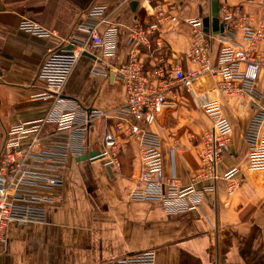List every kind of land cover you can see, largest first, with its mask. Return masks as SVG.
I'll return each mask as SVG.
<instances>
[{"label":"crops","instance_id":"crops-1","mask_svg":"<svg viewBox=\"0 0 264 264\" xmlns=\"http://www.w3.org/2000/svg\"><path fill=\"white\" fill-rule=\"evenodd\" d=\"M0 0V138L4 144L7 129L36 119L52 107L40 101L44 84L38 79L49 52L73 32L77 23L94 5L108 6L107 23L119 29L114 57L103 58L88 48L79 59L63 88L66 99L77 101L87 110L96 109L106 117L126 104L124 84L111 74L104 78L92 73L99 67L112 72L129 57L130 30L136 24L161 21L152 39L153 51H167L169 61L185 71L201 66L187 58L194 27L189 20L203 21L211 15V0ZM241 10L258 28L264 21L263 0H219L222 10ZM28 20L50 32L40 38L23 32L20 24ZM204 32V29L201 28ZM211 66L217 63L224 45L247 46L242 28L234 37L211 32ZM146 65H153L151 52L141 48ZM264 53V41L256 54ZM219 78L210 73L198 78L191 90L179 88L178 101L167 106L153 129L163 138L164 173L177 177L182 187L194 184L200 171L202 138L212 122L202 109L210 100H219L224 116L232 124L231 150L218 165L217 196L205 197L199 210L169 214L160 202H136L129 198L142 163L139 145L130 143L115 129L116 120L101 117L89 130L91 154L104 148V135L110 132L121 146V172L113 174L102 162L94 164L71 158L63 172L64 184L56 188L54 201L46 206V222L8 228V243L0 246V264H105L124 256L154 250L156 264H264V174L248 170L245 133L255 108L250 99L230 98L218 90ZM258 90L264 91V68ZM134 123L138 122L132 120ZM47 130L52 133L54 126ZM177 152L171 151L172 141ZM48 142V141H47ZM236 169L230 178L225 174ZM207 181H204L205 183ZM231 182L239 183L232 194Z\"/></svg>","mask_w":264,"mask_h":264},{"label":"built area","instance_id":"built-area-1","mask_svg":"<svg viewBox=\"0 0 264 264\" xmlns=\"http://www.w3.org/2000/svg\"><path fill=\"white\" fill-rule=\"evenodd\" d=\"M264 6V0H263ZM241 10H222L220 22L222 36L234 37L235 29L242 28L247 46L224 45L211 66L212 37L201 31L203 21L189 20L194 27L192 43L187 58L200 64L194 71H185L169 61L167 51H153L152 39L159 32L161 21L153 24H136L130 30L131 51L127 62L115 71L95 67L92 73L104 78L111 74L121 81L126 89V104L115 110L109 118L96 109L87 110L77 101L66 99L63 88L74 71L80 57L88 48L99 50L103 58L114 57L118 49L119 29L106 24L108 6L97 4L91 7L75 26L72 34L49 52L41 65L38 79L44 84L40 101H51L53 107L44 115L20 122L7 129L0 152V246L8 243V228L12 224L26 227L46 222V206L54 201L52 192L64 184L63 172L71 158L88 156L89 163L102 162L113 174L121 172V146L117 137L106 132L104 148L92 154L88 134L92 123L101 118L116 120L115 129L128 140L139 145L141 170L129 198L136 202H160L169 214L199 210L205 197H216L218 165L231 150L232 124L224 116L219 100H210L202 109L212 122V129L203 138L204 148L200 154L202 167L191 184L182 187L177 177L166 178L164 173L163 138L153 129L167 106L178 101L179 88L191 90L202 75L217 76L221 94L237 99H250L255 114L245 133L248 146V170L264 174V91L258 83L264 68V53L256 54L264 41V21L255 28L248 17L237 18ZM20 29L40 38L53 35L28 20ZM204 29V28H203ZM141 48L151 52L153 65H146ZM132 120L138 122L134 123ZM54 126L50 133L47 128ZM48 141V142H47ZM178 142L172 141L171 151L177 152ZM236 169L224 177L230 178ZM204 181H207L203 183ZM264 186V184H263ZM239 183L231 182L228 191L232 194ZM157 255L149 250L136 255L124 256L105 264H156Z\"/></svg>","mask_w":264,"mask_h":264},{"label":"water","instance_id":"water-1","mask_svg":"<svg viewBox=\"0 0 264 264\" xmlns=\"http://www.w3.org/2000/svg\"><path fill=\"white\" fill-rule=\"evenodd\" d=\"M138 6V1L132 2V7L135 9ZM203 28L206 33L219 34L223 31L219 17V0H211V15L203 20ZM90 154L89 156H91ZM88 156H83L80 160L86 161Z\"/></svg>","mask_w":264,"mask_h":264},{"label":"rangeland","instance_id":"rangeland-1","mask_svg":"<svg viewBox=\"0 0 264 264\" xmlns=\"http://www.w3.org/2000/svg\"><path fill=\"white\" fill-rule=\"evenodd\" d=\"M196 82V81H195ZM195 82H194V84H195ZM193 84V85H194ZM2 147H3V143H2V140H1V138H0V152H1V150H2Z\"/></svg>","mask_w":264,"mask_h":264}]
</instances>
